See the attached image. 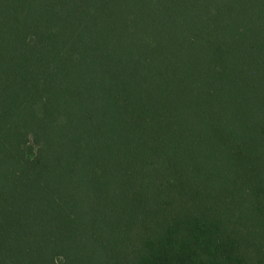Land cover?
I'll list each match as a JSON object with an SVG mask.
<instances>
[{
  "label": "trees",
  "instance_id": "trees-1",
  "mask_svg": "<svg viewBox=\"0 0 264 264\" xmlns=\"http://www.w3.org/2000/svg\"><path fill=\"white\" fill-rule=\"evenodd\" d=\"M0 264H264V0H0Z\"/></svg>",
  "mask_w": 264,
  "mask_h": 264
}]
</instances>
